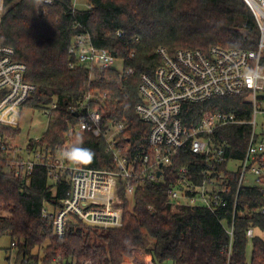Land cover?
Listing matches in <instances>:
<instances>
[{"label":"trees","instance_id":"trees-1","mask_svg":"<svg viewBox=\"0 0 264 264\" xmlns=\"http://www.w3.org/2000/svg\"><path fill=\"white\" fill-rule=\"evenodd\" d=\"M120 31L124 35L118 37ZM79 32L89 33L96 47L123 59L125 70H135L130 78L117 70L96 74L91 86L107 94L102 109L104 123H125L131 137L133 134L139 142L144 140L140 136L150 130L135 112L140 100L139 77L143 73L153 75L162 64L157 54L160 48L170 55L179 50L206 52L211 47L254 51L260 38L256 19L243 0H57L53 5L45 4V0H4L0 45L14 49L16 60L27 66L26 81L36 87L24 108L44 110L57 103L55 119L39 143L54 152L65 144L68 125L77 122L71 108L78 105L90 86L88 71L69 67V49ZM243 107L249 110L243 97L215 98L185 105L184 117L191 122L208 111L238 114ZM12 119L17 125L16 115ZM19 131L0 125V132L11 138H17ZM227 132L231 133L227 140L234 149L230 157L239 162L248 128ZM80 139L82 146L95 154L93 161L82 167L116 170L105 153L103 138L86 133L76 141ZM187 157L191 159L189 154ZM167 186H143L129 199L121 183L124 216L120 229L92 227L76 219L68 225L65 236L58 238L51 221L43 218L42 209L45 203L60 207L69 183L51 184L42 168L36 169L29 187L12 175H2L0 236H9L11 244L16 245L17 258L28 264H126L135 251L150 256L154 264H264V239L260 236L264 233V216L256 213L263 199L256 189L240 191L243 214L236 219L229 260L224 251L229 237L220 221L209 211L172 209L165 195ZM232 189L235 191V183ZM250 227L255 230L251 243L246 236ZM146 237L153 240L152 246ZM57 260L60 262L55 263Z\"/></svg>","mask_w":264,"mask_h":264},{"label":"built area","instance_id":"built-area-1","mask_svg":"<svg viewBox=\"0 0 264 264\" xmlns=\"http://www.w3.org/2000/svg\"><path fill=\"white\" fill-rule=\"evenodd\" d=\"M3 1L0 0V20ZM56 1L45 0V4L53 5ZM243 1L254 15L260 32L254 51L220 47H211L206 52L179 50L174 55L165 48L157 51L162 64L153 75L143 73L139 77L140 100L135 112L142 123L150 126L149 132L140 136L144 139L141 142L134 140L133 134L131 137L125 123L116 120L104 123L102 109L107 94L102 95L91 86L96 74L117 70L130 78L135 70H125L123 59L96 47L89 33L75 35L69 49L72 59L69 67L88 71L90 86L78 105L71 108L77 122L68 125L65 144L54 152L39 146L40 137L34 139L32 147L29 145L32 140L24 147L14 146L9 142L11 137L0 132V176L12 175L29 187L36 169L42 168L51 184L69 183L70 189L60 207L45 203L42 209V216L51 221L56 237L63 238L68 225L76 219L92 227L120 229L124 216L120 184L128 198L133 199L139 188L164 183L168 185L167 204L172 209H201L220 221L229 237L224 251L230 260L236 219L243 214L239 200L242 189L259 192L263 204L256 213L264 216V82L248 87L242 79L247 68H264V0ZM76 9L75 2L73 13ZM117 35L121 37L124 32ZM26 73L27 66L16 60L14 49L0 45V114L7 111L8 118L16 115L18 120L19 110L36 92V87L26 81ZM228 97H243L249 110L243 107L238 114L208 111L191 122L184 117L187 104ZM56 109L54 102L42 110L49 118V125L55 119ZM0 125L17 130V125L4 120H0ZM232 128H248L239 162L230 157L234 149L227 140V131ZM86 133L104 139L105 153L115 171L89 170L63 157V150L76 144L77 136ZM248 176L251 183L246 186ZM246 236L251 243L255 236L253 227ZM10 247V252L17 256L15 243ZM149 258L146 264H154ZM21 264L28 261L21 260Z\"/></svg>","mask_w":264,"mask_h":264},{"label":"rangeland","instance_id":"rangeland-1","mask_svg":"<svg viewBox=\"0 0 264 264\" xmlns=\"http://www.w3.org/2000/svg\"><path fill=\"white\" fill-rule=\"evenodd\" d=\"M119 67L121 65L119 64ZM17 128L20 130L17 138H11L9 142L14 146L24 147L30 140L40 138L48 129L49 118L45 116L42 110L33 108H22L18 112ZM251 183L250 177L245 179V185ZM261 238L264 239V233H260ZM147 242L150 246L153 245V240L149 237ZM11 246V239L9 236H0V264H21V260L17 258L14 251L8 252ZM252 246L248 248V256L251 258ZM150 256H147L141 251H135L133 257L129 259L126 264H146L149 263ZM152 260V259H151ZM153 261V260H152ZM154 263V262H153ZM166 264H171L170 262Z\"/></svg>","mask_w":264,"mask_h":264},{"label":"clouds","instance_id":"clouds-1","mask_svg":"<svg viewBox=\"0 0 264 264\" xmlns=\"http://www.w3.org/2000/svg\"><path fill=\"white\" fill-rule=\"evenodd\" d=\"M242 79L248 87H257L259 83L264 82V68L249 67L243 73ZM7 111L0 114V120H4L6 123L12 124L14 120L7 118ZM83 140L80 139L76 144L63 150V157L72 163L77 165H87L93 161L94 152L86 147H83Z\"/></svg>","mask_w":264,"mask_h":264},{"label":"water","instance_id":"water-1","mask_svg":"<svg viewBox=\"0 0 264 264\" xmlns=\"http://www.w3.org/2000/svg\"><path fill=\"white\" fill-rule=\"evenodd\" d=\"M77 116H78V114H77Z\"/></svg>","mask_w":264,"mask_h":264}]
</instances>
